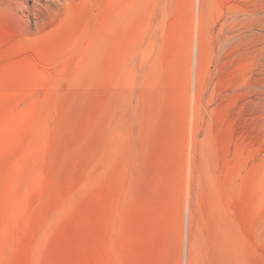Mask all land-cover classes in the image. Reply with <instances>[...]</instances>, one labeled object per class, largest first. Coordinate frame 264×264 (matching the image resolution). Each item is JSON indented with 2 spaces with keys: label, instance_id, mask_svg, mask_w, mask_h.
I'll use <instances>...</instances> for the list:
<instances>
[{
  "label": "rangeland",
  "instance_id": "rangeland-1",
  "mask_svg": "<svg viewBox=\"0 0 264 264\" xmlns=\"http://www.w3.org/2000/svg\"><path fill=\"white\" fill-rule=\"evenodd\" d=\"M0 264H264V0H0Z\"/></svg>",
  "mask_w": 264,
  "mask_h": 264
},
{
  "label": "bare ground",
  "instance_id": "bare-ground-1",
  "mask_svg": "<svg viewBox=\"0 0 264 264\" xmlns=\"http://www.w3.org/2000/svg\"><path fill=\"white\" fill-rule=\"evenodd\" d=\"M223 28H224V26H223ZM224 30V29H223ZM199 31V30H198Z\"/></svg>",
  "mask_w": 264,
  "mask_h": 264
}]
</instances>
